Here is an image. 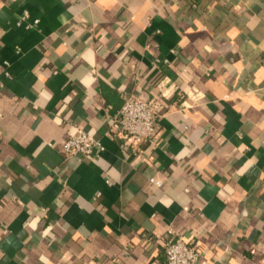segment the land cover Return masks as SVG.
Segmentation results:
<instances>
[{
    "label": "crops",
    "instance_id": "crops-1",
    "mask_svg": "<svg viewBox=\"0 0 264 264\" xmlns=\"http://www.w3.org/2000/svg\"><path fill=\"white\" fill-rule=\"evenodd\" d=\"M78 129L103 149L65 155ZM169 230L264 264V0H0V264H164Z\"/></svg>",
    "mask_w": 264,
    "mask_h": 264
},
{
    "label": "built area",
    "instance_id": "built-area-1",
    "mask_svg": "<svg viewBox=\"0 0 264 264\" xmlns=\"http://www.w3.org/2000/svg\"><path fill=\"white\" fill-rule=\"evenodd\" d=\"M37 22L35 20L28 27ZM159 116L160 110L156 103L139 95H130L114 115V135L129 143L148 140L155 132ZM103 147L98 138L84 129H78L61 144L60 149L67 156L78 154L89 157ZM164 252V264H195L199 259L197 248L173 230H169L165 237Z\"/></svg>",
    "mask_w": 264,
    "mask_h": 264
},
{
    "label": "trees",
    "instance_id": "trees-1",
    "mask_svg": "<svg viewBox=\"0 0 264 264\" xmlns=\"http://www.w3.org/2000/svg\"><path fill=\"white\" fill-rule=\"evenodd\" d=\"M120 107H121V106H120ZM120 107H119V108H120Z\"/></svg>",
    "mask_w": 264,
    "mask_h": 264
}]
</instances>
